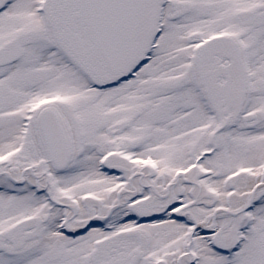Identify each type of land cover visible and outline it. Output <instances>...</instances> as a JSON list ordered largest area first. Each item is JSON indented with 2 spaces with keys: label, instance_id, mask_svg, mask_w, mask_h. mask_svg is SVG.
<instances>
[{
  "label": "snow or ice",
  "instance_id": "obj_1",
  "mask_svg": "<svg viewBox=\"0 0 264 264\" xmlns=\"http://www.w3.org/2000/svg\"><path fill=\"white\" fill-rule=\"evenodd\" d=\"M0 264H264V0H0Z\"/></svg>",
  "mask_w": 264,
  "mask_h": 264
}]
</instances>
